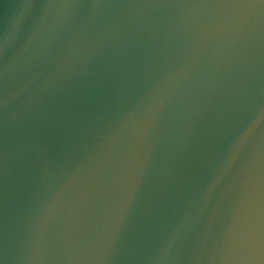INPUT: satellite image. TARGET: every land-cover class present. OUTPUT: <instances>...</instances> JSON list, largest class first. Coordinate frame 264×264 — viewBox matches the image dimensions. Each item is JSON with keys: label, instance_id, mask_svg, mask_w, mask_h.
Listing matches in <instances>:
<instances>
[{"label": "water", "instance_id": "95a60500", "mask_svg": "<svg viewBox=\"0 0 264 264\" xmlns=\"http://www.w3.org/2000/svg\"><path fill=\"white\" fill-rule=\"evenodd\" d=\"M0 264H264V0H0Z\"/></svg>", "mask_w": 264, "mask_h": 264}]
</instances>
